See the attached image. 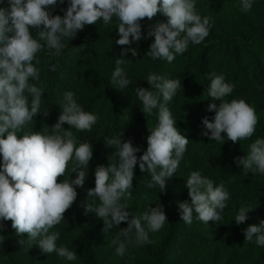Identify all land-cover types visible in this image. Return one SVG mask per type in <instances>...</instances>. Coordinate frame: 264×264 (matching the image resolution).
Instances as JSON below:
<instances>
[{
    "label": "clouds",
    "instance_id": "1",
    "mask_svg": "<svg viewBox=\"0 0 264 264\" xmlns=\"http://www.w3.org/2000/svg\"><path fill=\"white\" fill-rule=\"evenodd\" d=\"M58 3L64 0H7L8 6L0 7V232L4 222L11 220L17 235L27 234L29 247L35 244L46 255L56 253L73 262L78 257L74 249L58 246L60 232L51 230L65 220L63 214L75 202L76 188L83 187L93 158L92 144L80 142L69 129L90 132L99 116L86 111L77 102L75 92L67 90L58 102L60 114L50 130L24 133L18 138V133L37 113L43 111L47 115L42 108V91L35 83L40 79V71L33 63L37 53L46 48L50 55L60 56L66 47L65 40L68 43L85 25L102 21L108 26L115 18L119 37L116 44L130 45L153 37L148 50L150 57L171 63L188 50L190 43L201 44L209 36L213 21L199 14L197 0H68L64 14L54 15L52 9ZM239 3L240 10L248 12L255 0ZM158 12L166 21L152 24L142 36L140 21L145 17L151 20ZM41 25L43 28L34 37L30 26ZM125 51L137 54L136 48H129L122 50V56ZM124 61L117 58L111 74L112 84H118L120 89L132 83L121 67ZM208 79L207 96L220 104H208L207 110H215V115L211 121L202 118L201 135L208 141L233 143L251 138L258 123L255 109L242 98L225 100L233 92V85L226 82L223 74L210 72ZM146 80L149 87H136V97L143 113L158 110L155 127H148L146 150L138 157L140 148L131 139L122 142L121 132L104 138L105 144L115 151L107 166H96L95 186L86 190L92 203H84L85 212H92L102 220L105 234L119 228L111 244L120 257L128 253L131 245L153 243L149 232L160 231L168 222L160 203L148 205L139 217L129 218L127 205L121 200L131 196L134 168L139 165L141 172L150 174L145 181L147 189L164 192L166 179L176 174L189 143L177 129L176 118L167 106L181 93V79L149 73ZM64 123L69 126L67 129L62 127ZM234 159L248 172L264 175V138H256L247 155ZM69 173H75V178L69 180ZM66 174L67 178L57 182L58 176ZM186 188L190 202L177 201L179 216L185 224L191 225L194 218L205 225L210 220L219 223L223 219L230 200V192L223 183L216 184L194 170L186 179ZM252 208L239 209L234 218L237 225L249 218ZM121 222H127V227H118ZM243 234L247 241L264 247V219L248 225ZM4 240L5 236L0 235V244Z\"/></svg>",
    "mask_w": 264,
    "mask_h": 264
},
{
    "label": "trees",
    "instance_id": "2",
    "mask_svg": "<svg viewBox=\"0 0 264 264\" xmlns=\"http://www.w3.org/2000/svg\"><path fill=\"white\" fill-rule=\"evenodd\" d=\"M7 6V0H0V7ZM67 7L65 2L58 3L52 14L63 15ZM218 8V16L210 15L213 24L209 36L199 45L190 43L188 50L171 63L150 57L148 50L153 37L133 41L130 45L116 44L119 37L115 18L108 26L102 21L85 25L68 43L65 40L66 47L60 56L50 55L46 48L37 53L33 63L40 71V79L35 83L42 91V108L47 115L43 111L37 113L18 133V138L24 133L50 130L60 114L58 102L67 90L75 92L77 102L86 111L99 116L90 132L69 129L80 142L92 144L93 158L83 187L76 188L75 202L63 214L65 220L51 230L60 232L58 246L74 249L78 257L68 262L56 253H42L35 244L30 247L25 242L21 244L11 220H7L0 232L5 236L0 244V264H264V247L247 241L243 234L248 225L259 224L264 219V175L248 172L234 159L247 155L249 145L256 138H264V0L253 4L248 12L240 10L239 0H219ZM166 19L161 14L151 20L143 18L140 21L142 36L152 24ZM42 28V25L30 26V33L35 37ZM129 48H136L137 54L133 56L131 51H125L122 56V50ZM117 58L125 59L121 67L132 80L124 89L111 81ZM210 72L223 74L226 82L233 85V92L225 100L242 98L255 109L258 123L251 138L233 143L208 141L201 135L202 118L211 121L215 115V110H207L208 104H220L219 100L207 96ZM149 73L181 79V93L178 92L167 106L176 118L177 129L189 143L178 173L166 181L164 192L147 189L146 177L143 176L144 180L134 174L131 196L121 200L127 205L129 218L139 217L148 205L154 207L160 203L168 222L160 231L149 232L153 243L131 245L128 253L120 257L111 244L119 228L105 234L102 220L92 212H85L84 203H92L86 190L95 186L96 166H107L109 156L115 151L105 144L104 138L121 132L122 142L131 139L133 145L140 148L136 153L138 157L146 150L148 127H155L158 110L143 113L135 88L149 87L146 80ZM62 127L69 126L64 123ZM194 170L201 171L216 184L223 183L230 192L228 206L219 223L210 220L205 225L194 218L188 225L179 216L177 201L190 202L186 186L182 187L186 180L180 177L183 174L188 177ZM64 178L67 174L58 176L57 182ZM68 178L74 179L75 173H69ZM249 206L253 207L248 212L249 218L237 225L234 218L239 209ZM118 227H127V222H121Z\"/></svg>",
    "mask_w": 264,
    "mask_h": 264
},
{
    "label": "rangeland",
    "instance_id": "3",
    "mask_svg": "<svg viewBox=\"0 0 264 264\" xmlns=\"http://www.w3.org/2000/svg\"><path fill=\"white\" fill-rule=\"evenodd\" d=\"M259 0H255V3H257ZM65 3L68 4V0H64ZM254 3V4H255ZM218 4H219V0H197V3H196V7H197V10L198 12L200 13H203V15H208L210 17V15L212 16H218L217 12H219V8H218ZM200 10V11H199ZM159 12L154 16V17H157L159 18ZM163 16V15H161ZM214 18V17H213ZM181 165V163H180ZM180 167V166H179ZM179 169V168H178ZM178 169L176 171V174L178 173ZM134 174L135 175H138L140 178L144 179L143 176L146 177L147 180L150 179V174L147 173V172H141V170L139 169V165H137L135 168H134ZM176 174H174L171 178H168L166 179V181H170ZM181 180L184 178V180L187 179V177L183 174L182 177H180ZM145 180V179H144ZM185 183L182 184V187L186 186V181H184ZM180 188V187H179ZM24 237H27V234L26 233H23V234H20L18 235V240L21 241V240H24L25 242V245L26 246H29V241L27 238H24ZM16 238V236H15Z\"/></svg>",
    "mask_w": 264,
    "mask_h": 264
}]
</instances>
